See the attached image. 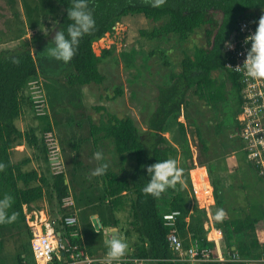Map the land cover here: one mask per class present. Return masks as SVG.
I'll use <instances>...</instances> for the list:
<instances>
[{
	"label": "trees",
	"instance_id": "16d2710c",
	"mask_svg": "<svg viewBox=\"0 0 264 264\" xmlns=\"http://www.w3.org/2000/svg\"><path fill=\"white\" fill-rule=\"evenodd\" d=\"M42 1L44 2L41 6L42 12L48 8V12H53L51 5L53 0ZM55 1L64 9L61 24L62 31L66 33L68 25L72 23L67 17V8L71 7V0ZM88 7L93 14L95 25L89 33L82 36L71 59L74 68L71 85L104 83L105 76L100 72L99 66L102 61L114 54L116 47L114 45L108 49H97L94 45L113 33L116 23L124 17L141 14L147 20L159 23L158 26L140 30L141 37L149 41L169 35H177L182 41H188L191 34L200 29L204 30L205 44L196 46L193 57L186 55L181 62V70L171 72L170 82L159 88L158 107L149 125V134L152 138L149 146L143 141L139 128L130 116L119 117L110 113L104 106H100L96 109L105 114L98 123H91V137L95 147L104 141L113 143L114 157L111 162L122 171L121 173L109 169L110 164L105 159L109 170L102 176L105 190L102 200L109 199L108 210L111 212L130 205V228L127 235L133 232L138 238L133 255L167 259L161 264H184L171 260L174 254L168 236L173 229L165 224L163 215L175 210L181 211L177 231L186 247L191 240H197L200 247L213 248L215 244L208 241V231L205 229L208 212L204 208H199L194 201L191 205L182 193L171 200L166 198V190L156 197L144 193L142 189L148 181L146 167L157 160L173 159L176 156V146L163 133L167 132L168 124L172 120L177 122L180 132L186 135L185 125L179 122L178 118L187 106L188 95L191 92L207 106L213 109L222 108L217 124L219 133L225 129L234 132L239 130L237 116L243 105L242 85L238 74L226 71V54L223 48L226 42L235 37L238 23L246 14L264 9V0H88ZM26 11L31 14L30 5H26ZM213 73H219L221 78L213 77ZM39 74L36 59L29 45L24 44L15 50L0 51V163L5 165L4 169L0 170V198L5 194L11 195L13 202L8 211L9 214L16 213L15 221L0 224V264H7L4 257L7 234L16 243V260L13 264H36L31 248L32 232L27 225L25 206L41 202L46 193L52 190V194L55 192L58 204L62 207L64 199L70 195L65 171L54 174L53 170H48L49 177L44 171L40 173L36 169L24 170V166L31 162V158L18 163L13 160L14 148L20 141L25 140L31 147L35 146L44 155V160L49 162L50 151L45 138L40 139L33 129L21 131L16 125V120L23 117L28 108L29 111L36 112L35 100L32 94H28L27 87L39 78ZM122 94L121 88L115 90V98ZM49 129L51 125H48L46 131ZM196 135L203 151L209 153L210 146L202 133L197 130ZM129 156L135 160L136 165L127 171L126 162ZM201 164L204 165L202 161ZM219 165L222 167L221 161ZM208 166L213 180L218 182L212 181V186L216 205L221 208L224 200L218 186L221 180L217 181L213 174L217 166L213 164ZM218 169L221 171V168ZM191 183L190 181V185ZM187 217L189 222L186 220ZM219 221L218 227L224 232V252L238 253L243 259L257 262L214 261L205 264H264V216L259 217L249 212L243 218L223 217ZM117 223L119 224V221L115 220L113 227H117ZM60 225L62 231L68 234L77 229L67 227L60 220H55V225L50 223L49 227L60 228ZM73 240L78 245L82 244L79 237ZM262 259L263 261L259 262Z\"/></svg>",
	"mask_w": 264,
	"mask_h": 264
},
{
	"label": "rangeland",
	"instance_id": "374dc122",
	"mask_svg": "<svg viewBox=\"0 0 264 264\" xmlns=\"http://www.w3.org/2000/svg\"><path fill=\"white\" fill-rule=\"evenodd\" d=\"M55 2L53 0L51 4L53 12H48L49 8L42 12L41 6L44 3L42 0H0V51L15 50L24 44L29 45L40 72L39 78L33 82L40 86L49 108L47 115L38 116L35 110L31 112L26 107L23 117L16 120V125L24 132L35 130L40 139L45 138L47 148L51 145V135L46 130L48 125H53L56 131L53 136L62 154L55 152L54 155H49V162H46L44 155L35 146L31 147L23 140L14 148L17 151L13 153V160L18 163L31 158L32 162L25 165L24 170L36 169L40 173L44 171L47 176L50 175L48 170H53V173L57 174L64 169L70 192L63 201L64 205L60 207L58 198L55 192L52 194V190L46 193L41 202L33 205L48 212L50 221L60 220L63 215L76 212L79 238L95 257L107 256L106 242L111 238L124 240L128 245L125 255H129L135 251L138 242L135 233L127 235L130 228V205L127 204L122 210L114 212L108 210L109 199L102 200L105 194L103 178L91 176V171L98 165L93 159V153L96 151L103 152L104 158L110 164L109 169L121 171L120 167L114 166L111 162L114 157L113 143L104 141L97 147L93 143L91 123H98L105 114L96 108L104 106L110 113L119 117H132L143 141L149 146L152 140L149 125L158 107L159 88L170 82L171 72L181 70V62L186 55L193 57L196 46L205 44V33L200 29L191 34L188 41H182L177 35L149 41L141 37L140 30L160 24L147 20L141 14L129 15L116 23L113 33L94 45L97 49H108L114 45L116 47L114 54L102 61L99 66L100 72L105 76L104 83L71 85V76L74 74L71 61L64 63L49 54L55 33L62 31L61 17L64 15L63 7ZM26 5H30L31 14L26 11ZM213 77L221 78L219 73H213ZM30 86L31 83L27 89L31 95L33 89L32 86L30 89ZM117 88H121L123 94L115 98ZM221 112V107L213 109L199 101L191 92L188 95V104L178 118L179 122L185 125L186 135L180 132L177 122L172 120L169 122V129L163 135L176 146L177 153L173 159L184 171L182 183L167 188L166 198L171 200L182 193L187 202L193 205L194 201L199 208H204L214 218V214L220 209H223L225 219L243 218L249 212L259 217L264 216V182L255 172L248 166L247 170L257 185L256 191L259 196L253 195L252 184L249 181L245 182L246 186L240 190L239 195L237 190L231 189L229 177L218 169L219 162L223 160L228 172L230 167L227 166V158L232 156L244 160V154L238 151L241 141L235 132L225 129L219 133L217 130ZM197 130L207 140L210 146L209 153L203 151L196 135ZM196 164L199 165L197 168ZM209 164L217 166L213 174L217 181L221 180V184H218L224 199L221 208L216 205L214 198L212 181L215 180L208 169ZM126 165V170L130 171L136 165L135 160L129 156ZM191 177L198 192V201L192 195ZM232 180L235 181V178ZM232 184L236 183L232 181ZM248 204L251 209L247 207ZM93 215H98L101 219L100 230H97L93 223ZM115 220L119 221L117 227H113ZM217 222L220 224L219 220ZM56 229L62 231L61 225ZM11 234L14 235V232ZM7 237L4 257L7 264H13L16 260V243L14 239Z\"/></svg>",
	"mask_w": 264,
	"mask_h": 264
},
{
	"label": "built area",
	"instance_id": "2783aa9c",
	"mask_svg": "<svg viewBox=\"0 0 264 264\" xmlns=\"http://www.w3.org/2000/svg\"><path fill=\"white\" fill-rule=\"evenodd\" d=\"M261 16H264V10L252 11L246 14L238 23L235 37L228 42L231 47L225 45L223 51L226 54V71L238 74L239 82L242 85L243 105L237 116L239 130L235 131L238 140L241 141L238 151L244 154L245 162L264 182V78L253 80L246 76L243 67H238L243 65L250 47L251 42L245 43V40L256 30ZM31 86L37 115H47L49 108L44 101L43 91L37 85V82H31ZM50 135V156L54 155L55 152L61 154L54 136ZM198 166L196 164V168ZM63 171L64 169L59 173ZM193 196L198 201L199 196L194 181ZM25 212L27 225L32 232L31 248L36 264H109L108 256L95 257L87 250L83 242L81 245L74 242L73 239L80 236L77 229L68 234L66 231L57 230L55 226L50 228L49 224L55 225V221H50L48 212L36 208L33 204L25 206ZM181 216L182 213L179 210L167 212L163 215L165 224L173 229L168 236V242L174 254L172 261L184 264H205L214 261L257 262V260L243 259L238 253L229 252L226 254L224 252L222 247L223 232L209 212L205 229L208 231V241L214 243L215 247L202 248L197 240H191L189 246L186 247L177 231V221ZM60 220L69 228L78 226L76 212L67 214L61 217ZM186 220L189 222V217ZM133 253L124 255L117 260H111V264H161L167 260L134 256ZM260 261H263V259Z\"/></svg>",
	"mask_w": 264,
	"mask_h": 264
},
{
	"label": "clouds",
	"instance_id": "9594fccd",
	"mask_svg": "<svg viewBox=\"0 0 264 264\" xmlns=\"http://www.w3.org/2000/svg\"><path fill=\"white\" fill-rule=\"evenodd\" d=\"M67 17L72 23L68 25L66 33L64 31L55 33L52 47L49 49L51 57L64 63L71 61L80 39L83 35L89 33L95 25L93 14L88 7V0H71V7L67 8ZM248 41L251 42L250 47L243 65L238 67H243L246 76L253 80L264 78V16L260 17L256 30L246 38L245 43ZM226 47H231L230 43L226 42ZM93 159L98 162V165L91 171V176H103L108 169V163L105 161L103 152H94ZM4 167L5 165L0 163V170H3ZM146 171L148 181L142 191L156 197L167 188L174 187L178 182L182 183L184 170L177 166L175 159L169 158L157 160L155 163L148 165ZM212 190L214 193V189ZM12 202L13 197L11 195L5 194L0 198V224L12 223L16 220V213L9 214L8 211L12 206ZM224 215L223 209H220L216 212L215 218L221 220ZM106 247V254L109 257V264H111V260H117L125 255L128 245L122 239L111 238L106 242Z\"/></svg>",
	"mask_w": 264,
	"mask_h": 264
},
{
	"label": "crops",
	"instance_id": "0c3cea01",
	"mask_svg": "<svg viewBox=\"0 0 264 264\" xmlns=\"http://www.w3.org/2000/svg\"><path fill=\"white\" fill-rule=\"evenodd\" d=\"M48 134H52V135H55L56 134V131L53 127V125H51V129H49V131H47ZM57 141V140H56ZM58 147L60 148V146L58 145ZM61 149V148H60ZM14 151H17V150H14ZM62 155V154H61ZM31 162H32V159H31ZM222 162V167H219L221 168V171L229 177V181H230V186H231V189L232 190H237L239 193V195H241L240 193V190L242 188H245V182L246 181H249L251 182V189H252V192H253V195H256V196H259L258 195V192L256 191L257 190V185L255 183V181L253 180V178H251L247 168H248V164L245 162V160H238L236 159L235 156H232V158H227V166L229 165V169H228V172H226V168H225V162L223 160H221ZM245 166V167H244ZM250 167V166H249ZM206 168V167H205ZM251 168V167H250ZM252 169V168H251ZM207 170V174H208V169L206 168ZM253 170V169H252ZM254 171V170H253ZM255 172V171H254ZM228 173V174H227ZM256 174V173H255ZM209 176V175H208ZM233 178H235V181L232 180ZM210 179V178H209ZM232 181L233 183H236L235 185L232 184ZM221 184V183H220ZM224 185V184H222ZM248 188V187H247ZM257 193V194H256ZM247 207L249 209H251L250 205L248 204ZM98 216V215H97ZM216 222H217V219H216ZM218 223V222H217Z\"/></svg>",
	"mask_w": 264,
	"mask_h": 264
},
{
	"label": "water",
	"instance_id": "95a60500",
	"mask_svg": "<svg viewBox=\"0 0 264 264\" xmlns=\"http://www.w3.org/2000/svg\"><path fill=\"white\" fill-rule=\"evenodd\" d=\"M104 39H101L100 41H103ZM92 219H93V223L96 227L97 230H100V228L102 227V222H101V219L99 216L97 215H93L92 216Z\"/></svg>",
	"mask_w": 264,
	"mask_h": 264
},
{
	"label": "bare ground",
	"instance_id": "6f19581e",
	"mask_svg": "<svg viewBox=\"0 0 264 264\" xmlns=\"http://www.w3.org/2000/svg\"><path fill=\"white\" fill-rule=\"evenodd\" d=\"M218 233V232H217Z\"/></svg>",
	"mask_w": 264,
	"mask_h": 264
}]
</instances>
